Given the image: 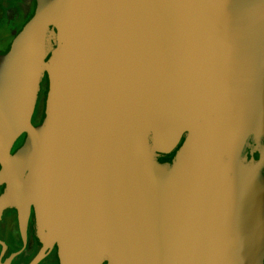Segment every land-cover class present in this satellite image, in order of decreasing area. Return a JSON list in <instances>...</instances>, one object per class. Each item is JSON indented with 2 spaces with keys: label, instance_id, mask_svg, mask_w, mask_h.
Masks as SVG:
<instances>
[{
  "label": "water",
  "instance_id": "water-1",
  "mask_svg": "<svg viewBox=\"0 0 264 264\" xmlns=\"http://www.w3.org/2000/svg\"><path fill=\"white\" fill-rule=\"evenodd\" d=\"M50 26L54 122L37 131ZM151 114L176 126L163 152L189 133L169 177L145 145L158 142ZM253 134H264V0H40L0 61V182L24 246L35 206L44 245L30 264L55 244L60 264H262L264 180L239 156Z\"/></svg>",
  "mask_w": 264,
  "mask_h": 264
},
{
  "label": "flooded vegetation",
  "instance_id": "flooded-vegetation-1",
  "mask_svg": "<svg viewBox=\"0 0 264 264\" xmlns=\"http://www.w3.org/2000/svg\"><path fill=\"white\" fill-rule=\"evenodd\" d=\"M39 3L40 0H0V61L8 57L15 39L21 33L23 28L27 26L35 14V11L38 9ZM50 27L48 29H50ZM46 81H48V78H46ZM38 89L39 88H37V90ZM37 103L38 100L34 103L29 123L34 130L39 131L42 128L41 126L45 112L43 103L42 107L40 106V109L37 108ZM150 117L151 121L157 123L155 124V128L157 131L158 142H154L153 136L149 134L151 142L149 145L151 147H153V144L155 145L154 152L156 153V156L158 155V162L160 164L157 165L158 169L162 171V175L169 177L171 172H173L172 168L176 166L170 164L173 161L172 156L176 155L177 162L180 161V157L182 158V147L186 142L189 133L188 131H184L180 135L178 143H176L168 152H163V150L170 147L175 140L174 129L176 126L172 121L163 117L161 114H151ZM27 140L28 134L25 132L21 133L15 140H13L8 151L9 156L14 158L23 149ZM235 144L237 145L236 141ZM263 154L264 134L258 136V138L253 135L247 137L244 145L241 147L239 156L243 161V165L256 166L260 164ZM161 163L164 164V166H162ZM1 170L2 166L0 164V175ZM259 171V174L261 173L259 175L260 178L264 180V168ZM221 177L222 176H220V178ZM8 195L9 192L6 184L0 182V263L3 264L10 255L17 254L10 264H30L44 245L39 220L36 216L37 212L35 206L30 205L25 233L26 243L24 246L19 233L18 213ZM58 252V245L55 244L51 252H49L38 264H60L58 260Z\"/></svg>",
  "mask_w": 264,
  "mask_h": 264
},
{
  "label": "rangeland",
  "instance_id": "rangeland-1",
  "mask_svg": "<svg viewBox=\"0 0 264 264\" xmlns=\"http://www.w3.org/2000/svg\"><path fill=\"white\" fill-rule=\"evenodd\" d=\"M59 48V42L54 30V27H50V29H48V31L46 32V34L44 35V47L42 50V56H41V66H40V82L38 84V88L37 90V96H36V101L38 100V108L40 109V106L42 107V103L44 106V118L42 121V128L49 129L53 127V119L50 115L49 112V104L51 103V82L49 79V75H47V73L43 70V66H50V62L53 59V55L55 54V52L58 51ZM48 50V51H47ZM46 78H48V81H46ZM253 136H255L256 138H258V136H256V134H253ZM249 137V136H248ZM150 142V137L148 136V142H146V146L150 147L149 145ZM149 158H150V162L153 165H160L159 164V158L158 155L156 156V153L153 151L149 152ZM173 161L170 164H174L176 165L177 162V156L173 155L172 156ZM162 166H164V164L161 163ZM173 165V166H174ZM102 264H110L109 260L104 258V260H102Z\"/></svg>",
  "mask_w": 264,
  "mask_h": 264
},
{
  "label": "bare ground",
  "instance_id": "bare-ground-1",
  "mask_svg": "<svg viewBox=\"0 0 264 264\" xmlns=\"http://www.w3.org/2000/svg\"><path fill=\"white\" fill-rule=\"evenodd\" d=\"M48 51V50H47ZM59 54H60V50L58 49V51L57 52H55V54L53 55V59L51 60V62L49 63L50 64V66H43V70L47 73V75H49V79L51 80V78H52V67L53 66H55V65H57L56 64V61H57V58H58V56H59ZM39 103H37V105H38ZM40 105V104H39ZM38 108V107H37Z\"/></svg>",
  "mask_w": 264,
  "mask_h": 264
},
{
  "label": "crops",
  "instance_id": "crops-1",
  "mask_svg": "<svg viewBox=\"0 0 264 264\" xmlns=\"http://www.w3.org/2000/svg\"><path fill=\"white\" fill-rule=\"evenodd\" d=\"M257 167V172L260 170V169H263L264 168V154L262 155V158L260 160V164L256 165ZM260 172V171H259ZM258 172V174H259ZM261 174V173H260ZM259 174V175H260ZM262 264H263V260H262Z\"/></svg>",
  "mask_w": 264,
  "mask_h": 264
}]
</instances>
